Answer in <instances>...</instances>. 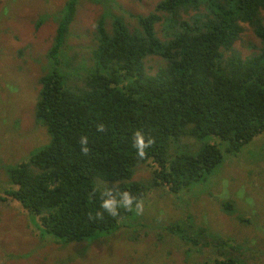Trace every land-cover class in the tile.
Returning a JSON list of instances; mask_svg holds the SVG:
<instances>
[{"label":"trees","instance_id":"trees-1","mask_svg":"<svg viewBox=\"0 0 264 264\" xmlns=\"http://www.w3.org/2000/svg\"><path fill=\"white\" fill-rule=\"evenodd\" d=\"M103 1L93 64L83 65L81 83L68 51L79 1L62 9L36 104L51 141L9 169L17 188L7 195L40 216L42 232L68 242L118 230L131 215L134 207L116 216L101 207L109 191L117 200L128 191L138 202L150 188L179 192L211 174L224 152L264 133V0H161L149 14L128 11L135 23L112 11L116 0ZM245 24L261 43L248 56L235 47ZM136 131L152 140L142 158ZM188 136L217 139L191 151L182 144ZM150 159L151 180H134ZM174 230L187 238L180 223ZM205 264L245 262L221 253Z\"/></svg>","mask_w":264,"mask_h":264},{"label":"rangeland","instance_id":"rangeland-1","mask_svg":"<svg viewBox=\"0 0 264 264\" xmlns=\"http://www.w3.org/2000/svg\"><path fill=\"white\" fill-rule=\"evenodd\" d=\"M78 1L68 51L76 69L71 76L81 83L86 79L83 65L93 64L97 22L107 5L103 0ZM159 1L116 0L110 7L135 23L129 12L149 14ZM67 2L0 0V264H205L221 253L245 264H264V133L238 152H224L211 174L179 192L168 186L150 188L140 202L142 211L134 209L118 230L82 241L42 232L40 216L7 195L17 188L9 169L51 141L46 127L36 120V104L40 78L53 67L47 52ZM111 27L108 17L107 28ZM260 45L245 24L236 49L248 56ZM151 66L155 71L159 63ZM216 139L188 136L182 144L194 151ZM153 168L150 159L136 168L133 179L150 181ZM177 223L187 238L174 230ZM220 240L227 243L220 245Z\"/></svg>","mask_w":264,"mask_h":264},{"label":"clouds","instance_id":"clouds-1","mask_svg":"<svg viewBox=\"0 0 264 264\" xmlns=\"http://www.w3.org/2000/svg\"><path fill=\"white\" fill-rule=\"evenodd\" d=\"M83 145L87 144V138L84 137L81 140ZM152 143V140L147 138L142 131H136L134 134V147L137 149V154L141 158L145 156V150ZM87 151V148L84 149ZM135 205L136 211L139 213L142 211V204L136 200V197L128 191L120 193V199L117 200L115 196H112L110 191L105 194V198L102 201L101 207L109 214L116 216L120 207L128 208L132 210Z\"/></svg>","mask_w":264,"mask_h":264}]
</instances>
